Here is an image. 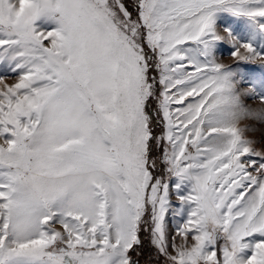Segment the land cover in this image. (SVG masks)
<instances>
[{"label":"snow or ice","instance_id":"snow-or-ice-1","mask_svg":"<svg viewBox=\"0 0 264 264\" xmlns=\"http://www.w3.org/2000/svg\"><path fill=\"white\" fill-rule=\"evenodd\" d=\"M0 66V264H264V0H0Z\"/></svg>","mask_w":264,"mask_h":264},{"label":"rangeland","instance_id":"rangeland-1","mask_svg":"<svg viewBox=\"0 0 264 264\" xmlns=\"http://www.w3.org/2000/svg\"><path fill=\"white\" fill-rule=\"evenodd\" d=\"M4 71H5L4 67H3V66H0V73H3ZM8 79H14V77L11 76V75H8ZM249 103H250V104H254V102L251 101V100L249 101ZM242 126H243V125H242ZM247 135L251 136L252 133H248Z\"/></svg>","mask_w":264,"mask_h":264}]
</instances>
